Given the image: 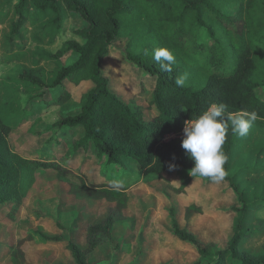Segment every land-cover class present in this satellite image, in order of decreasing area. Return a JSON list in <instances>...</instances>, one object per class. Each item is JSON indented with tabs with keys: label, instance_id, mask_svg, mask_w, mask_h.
<instances>
[{
	"label": "trees",
	"instance_id": "16d2710c",
	"mask_svg": "<svg viewBox=\"0 0 264 264\" xmlns=\"http://www.w3.org/2000/svg\"><path fill=\"white\" fill-rule=\"evenodd\" d=\"M29 7L39 10L40 16L51 12L60 16L64 8L80 16L84 26L75 33L85 41L67 43L66 52H74L78 59L62 67L50 85L39 74L43 69L24 71L23 79L39 89L32 99L45 107L63 108L73 99L66 84L79 87L90 83L92 88L81 97L75 114L61 116L43 133H57L48 140L49 151L33 157L13 151L9 140L30 118L28 110L19 128L0 119V208L11 205L8 217L15 221L40 174L55 172L59 177L77 178L69 186L70 195L114 206L104 220L87 226L86 248L62 235L36 234L46 242L65 244L75 264H91L95 251L104 243L113 242L118 227L129 221L131 229L135 227L125 213L132 201L130 190L135 185L88 184L82 168L71 165L72 158L92 146L95 156L106 166L135 160L147 183L177 171L181 184L170 187L180 196L186 194L194 178L206 179L188 174L194 161L181 147L183 137L170 141H165V137L179 135L185 121L201 115L211 103L228 106L225 119L230 112L254 111L258 115L256 122L264 128V0H18L11 10L18 14L13 22V35L19 39L29 32L26 25L30 20L32 24L41 20L30 18ZM120 41H126L122 50L125 58L143 76L154 79L149 104L156 112L153 117H147L135 103H125L111 90L104 66ZM155 48L173 52L176 61L171 72L162 71L154 61ZM184 74L185 86L177 87L176 77ZM182 106L188 110L180 111ZM68 130L81 131V138L64 136L60 140V134ZM236 139L229 126L223 146L229 158L224 166L227 171L224 182L236 195L238 205L233 208L236 215L233 233L226 247L203 245L188 229L181 228L175 208L168 210L174 235L196 249L199 260L195 264H264V247L256 255L242 248L250 236L246 227L249 216L262 207L250 203L230 176ZM63 144L67 151L65 160L60 162L53 152ZM169 165L175 168L170 170ZM203 213L202 207L191 204L185 210V220ZM1 223L0 218V228ZM33 241V234H29L9 247L7 255L12 264L27 263L25 246Z\"/></svg>",
	"mask_w": 264,
	"mask_h": 264
},
{
	"label": "rangeland",
	"instance_id": "374dc122",
	"mask_svg": "<svg viewBox=\"0 0 264 264\" xmlns=\"http://www.w3.org/2000/svg\"><path fill=\"white\" fill-rule=\"evenodd\" d=\"M15 2L18 0H0V119L19 128L28 110L30 118L9 140L13 151L33 157L49 151L48 140L57 133H43L49 131L61 116L75 114L81 97L92 85L84 83L75 87L66 84L73 99L63 108L45 107L32 99L39 89L23 79L24 71L43 69L39 74L44 83L50 85L62 67L77 61L78 55L66 52V47L69 41L85 43L75 33L84 26V21L65 8L60 16L54 12L40 16L39 10L29 7L30 18L41 20L37 24L30 20L26 25L29 32L19 39L13 35V22L18 18V14L11 10ZM10 11L14 14L11 15ZM125 45L126 41L116 44L104 72L113 93L125 103H135L147 117H153L156 112L149 108V104L154 79L143 76L125 58L122 51ZM64 136L79 139L82 132L63 131L58 138L64 140ZM66 151L63 144L53 153L63 162ZM136 163L135 160H125L121 165L106 166L95 156L92 146L72 158L71 165L82 168L88 184L135 185L130 190L132 201L125 212L135 227L131 229L130 221L118 227L113 242L101 245L93 254L91 264H195L199 256L194 246L174 235L168 213L172 207L181 228L188 229L203 245L226 247L233 233L236 216L233 208L238 205L228 183L194 178L186 194L180 196L170 187L181 184L179 172L167 173L163 179L147 183ZM230 176L240 185L250 203L262 207L250 214L246 226L250 236L242 244V248L252 254H260L264 247V128L256 121L247 136H237ZM76 182L77 178L70 175L59 177L55 172L42 173L15 221L8 217L11 205L0 208V264H12L7 255L9 247L29 234H33L34 241L25 246L26 264H75L65 244L46 242L36 233L62 235L67 241L86 248L87 226L104 220L114 206L105 201L70 195L69 186ZM116 182H120L119 185ZM191 204L202 207L204 213L186 221L185 210Z\"/></svg>",
	"mask_w": 264,
	"mask_h": 264
},
{
	"label": "clouds",
	"instance_id": "9594fccd",
	"mask_svg": "<svg viewBox=\"0 0 264 264\" xmlns=\"http://www.w3.org/2000/svg\"><path fill=\"white\" fill-rule=\"evenodd\" d=\"M153 59L164 72H171L176 61L173 52L167 48H155ZM186 80V74L179 75L175 85L184 87ZM227 107L224 103H211L201 115L185 121L181 147L194 161V167L188 173L191 177L206 178L213 183L224 181L227 176L224 166L229 158L223 146L229 126L234 136L245 137L258 119L256 112L246 110L230 112L225 119ZM187 110L183 106L180 108L182 112ZM173 168L175 165H169L170 170ZM116 183L119 185L120 182Z\"/></svg>",
	"mask_w": 264,
	"mask_h": 264
},
{
	"label": "built area",
	"instance_id": "2783aa9c",
	"mask_svg": "<svg viewBox=\"0 0 264 264\" xmlns=\"http://www.w3.org/2000/svg\"><path fill=\"white\" fill-rule=\"evenodd\" d=\"M174 137V138H177V137H183V131L179 134V135H176V134H171V135H167L166 137H165V141H168L169 140V138H171V137ZM173 139V138H172ZM170 141V140H169Z\"/></svg>",
	"mask_w": 264,
	"mask_h": 264
},
{
	"label": "crops",
	"instance_id": "0c3cea01",
	"mask_svg": "<svg viewBox=\"0 0 264 264\" xmlns=\"http://www.w3.org/2000/svg\"><path fill=\"white\" fill-rule=\"evenodd\" d=\"M16 3V2H15Z\"/></svg>",
	"mask_w": 264,
	"mask_h": 264
}]
</instances>
